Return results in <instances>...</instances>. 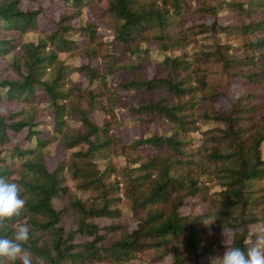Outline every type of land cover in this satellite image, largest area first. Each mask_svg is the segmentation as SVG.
Wrapping results in <instances>:
<instances>
[{
  "label": "trees",
  "instance_id": "16d2710c",
  "mask_svg": "<svg viewBox=\"0 0 264 264\" xmlns=\"http://www.w3.org/2000/svg\"><path fill=\"white\" fill-rule=\"evenodd\" d=\"M35 1L0 0V177L25 200L0 238L27 226L32 264H210L222 231L230 249L254 246L264 0H58L55 29ZM157 121L171 132L151 133ZM193 199L207 209L185 213Z\"/></svg>",
  "mask_w": 264,
  "mask_h": 264
},
{
  "label": "clouds",
  "instance_id": "9594fccd",
  "mask_svg": "<svg viewBox=\"0 0 264 264\" xmlns=\"http://www.w3.org/2000/svg\"><path fill=\"white\" fill-rule=\"evenodd\" d=\"M25 205L20 197V187L9 179L0 177V229L6 221L19 217ZM29 240V228L20 224L12 238H0V264H32L31 253L23 245ZM247 243V241L245 242ZM36 264H44L37 258ZM210 264H264V234L247 252L240 248L227 250L222 257H210Z\"/></svg>",
  "mask_w": 264,
  "mask_h": 264
},
{
  "label": "rangeland",
  "instance_id": "374dc122",
  "mask_svg": "<svg viewBox=\"0 0 264 264\" xmlns=\"http://www.w3.org/2000/svg\"><path fill=\"white\" fill-rule=\"evenodd\" d=\"M27 5H28L27 2L23 3V5H22L23 9H26ZM34 6L37 9L40 8V6H42L44 8V11H43V13L39 19L40 25L46 27L47 29H55L56 28V22H58V20H59V10L62 7L60 2L58 0H36L34 3ZM83 19H84V22L75 21L74 26L79 27L80 25H83L86 22L95 21V19L92 17V13L90 11H89V13L88 12L86 13V15L84 16ZM221 23L226 24L227 21L222 19ZM101 32H103V34H106V36H108V37H112V35H113L112 33L107 32L105 28H103L101 30ZM209 69H210V73H211V81H217L218 77H216L215 74H213L212 72H217L218 67L211 65L209 67ZM147 72L149 75H152L154 72L153 67H148ZM233 89L237 90V94L241 90L239 84H237V83L233 84ZM218 107L219 108H221V107L229 108L228 102L226 100H223L222 102L218 103ZM119 115H120V118L123 122L130 121V119H131L129 117V115L127 113H125L123 110L120 111ZM171 129H172V127L169 124H161V122L157 121L152 125L150 131H151V133H156L158 135H162V134L170 133ZM208 129H209L208 127H202V130L192 134V137H194V139L201 142L203 139L202 133L207 131ZM46 133H48V130H46ZM25 136H26V132H23L20 136H18L16 138V141L17 142L22 141ZM137 136H138V129H133L130 127H127L125 129V140L128 143L132 142ZM146 152L150 153V154L157 153V151L153 150V149L146 151ZM49 162H50L51 166H54L56 164L55 159H51ZM218 190H219V188H215V191H218ZM190 202H191L192 206L185 207L183 209L185 213L201 214L205 209H207L208 204L205 203L204 201H201L199 199H193ZM230 245H231V236L227 231H222L221 234L216 235L214 238L212 237L210 242H209V246H213L216 248V253L212 257H222L223 254L227 250L230 249L229 248ZM219 247H222V249L217 250ZM208 260L210 262V259H208ZM170 263H171V260L168 259L162 264H170Z\"/></svg>",
  "mask_w": 264,
  "mask_h": 264
}]
</instances>
